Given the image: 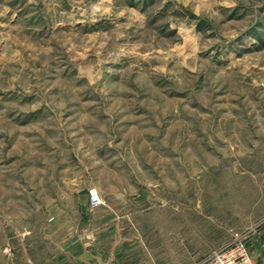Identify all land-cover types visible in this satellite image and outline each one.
Instances as JSON below:
<instances>
[{
	"label": "rangeland",
	"instance_id": "374dc122",
	"mask_svg": "<svg viewBox=\"0 0 264 264\" xmlns=\"http://www.w3.org/2000/svg\"><path fill=\"white\" fill-rule=\"evenodd\" d=\"M82 228L127 264H256L264 0H0V264Z\"/></svg>",
	"mask_w": 264,
	"mask_h": 264
},
{
	"label": "crops",
	"instance_id": "0c3cea01",
	"mask_svg": "<svg viewBox=\"0 0 264 264\" xmlns=\"http://www.w3.org/2000/svg\"><path fill=\"white\" fill-rule=\"evenodd\" d=\"M59 215L54 219L53 226L59 224ZM103 232L92 231L90 229H78L73 233L69 231L57 230L48 233L49 237L73 238L61 243L62 246L56 253L51 252L50 261L48 263L40 262V264H127L124 262L122 255H118L116 251H108L100 247V242L93 238H97L96 234ZM105 233L117 234V231H105ZM87 239V240H86ZM254 246L256 264H264V238H258ZM56 259V260H55Z\"/></svg>",
	"mask_w": 264,
	"mask_h": 264
},
{
	"label": "built area",
	"instance_id": "2783aa9c",
	"mask_svg": "<svg viewBox=\"0 0 264 264\" xmlns=\"http://www.w3.org/2000/svg\"><path fill=\"white\" fill-rule=\"evenodd\" d=\"M88 204L97 207L102 204L97 191L90 189L87 194ZM200 264H253L247 251L245 243L239 241L237 244L221 248L208 256Z\"/></svg>",
	"mask_w": 264,
	"mask_h": 264
}]
</instances>
